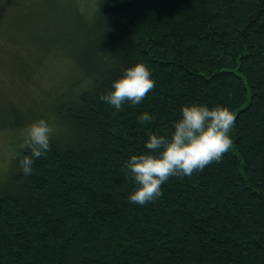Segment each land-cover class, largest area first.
<instances>
[{
	"label": "trees",
	"instance_id": "16d2710c",
	"mask_svg": "<svg viewBox=\"0 0 264 264\" xmlns=\"http://www.w3.org/2000/svg\"><path fill=\"white\" fill-rule=\"evenodd\" d=\"M32 1L0 0V52H17L5 13ZM71 10L75 32L59 40L65 86L41 92L29 117L9 105L0 114V136L13 145L0 165V264H264V0H100ZM136 62L156 86L114 110L100 95ZM57 63L41 61L25 89H44L56 73H41ZM190 102L230 107V150L170 177L158 199L133 203L123 162L149 151V133H170ZM144 110L154 119L138 121ZM41 117L54 129L51 148L25 175L24 128Z\"/></svg>",
	"mask_w": 264,
	"mask_h": 264
},
{
	"label": "clouds",
	"instance_id": "9594fccd",
	"mask_svg": "<svg viewBox=\"0 0 264 264\" xmlns=\"http://www.w3.org/2000/svg\"><path fill=\"white\" fill-rule=\"evenodd\" d=\"M155 86L152 69L144 62H136L124 67L122 75L112 80L100 98L114 110H121L126 102L140 104ZM137 119L148 122L154 114L144 110ZM234 122L235 114L227 105L183 104L170 133H149L144 141V148L149 151L133 153L123 162L125 173L135 185L128 199L140 205L152 202L160 197L162 185L170 177L191 176L211 162L220 161L233 144L230 132ZM53 132L44 117L25 126L21 147L28 151L19 159L25 175H31L36 159L50 150Z\"/></svg>",
	"mask_w": 264,
	"mask_h": 264
},
{
	"label": "rangeland",
	"instance_id": "374dc122",
	"mask_svg": "<svg viewBox=\"0 0 264 264\" xmlns=\"http://www.w3.org/2000/svg\"><path fill=\"white\" fill-rule=\"evenodd\" d=\"M98 1L100 0H34L33 7L28 9L7 10L4 15L6 22L4 28L9 29L10 36L16 39L17 52L15 54L0 52V114L6 112L10 106L25 111L29 117L30 114L36 113L38 107L36 109L35 105L39 104L40 98V103L42 102L41 92H54L65 86L70 68L64 65L67 50L63 41L59 43V40H64L75 32L70 22L71 8L87 9L85 12H88V9L96 6ZM26 18H29V21H26ZM46 39L51 40L50 44L45 46V51L51 56H43L45 51L43 55L38 52L41 50V43ZM3 43L0 42V45ZM47 58L59 63L56 68L55 65L52 66L54 67L52 70L47 67L41 74L49 79L56 73L55 77L50 81L46 80V85H43L45 88H41L40 91L30 85L29 89H25L30 83L29 80L36 78L38 64ZM9 141L10 139L0 136L1 168L8 165L7 161L5 162L6 157L3 159L6 151L13 154V145H10Z\"/></svg>",
	"mask_w": 264,
	"mask_h": 264
}]
</instances>
